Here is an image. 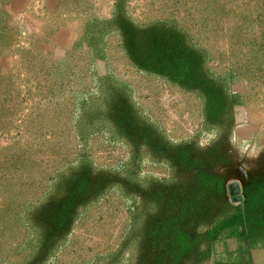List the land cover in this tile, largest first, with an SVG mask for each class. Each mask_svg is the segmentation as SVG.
Masks as SVG:
<instances>
[{"label":"rangeland","instance_id":"374dc122","mask_svg":"<svg viewBox=\"0 0 264 264\" xmlns=\"http://www.w3.org/2000/svg\"><path fill=\"white\" fill-rule=\"evenodd\" d=\"M252 175L264 0H0V264H230Z\"/></svg>","mask_w":264,"mask_h":264},{"label":"crops","instance_id":"0c3cea01","mask_svg":"<svg viewBox=\"0 0 264 264\" xmlns=\"http://www.w3.org/2000/svg\"><path fill=\"white\" fill-rule=\"evenodd\" d=\"M247 177L249 178L239 180L243 198L240 202H237L236 207H239L242 203H247L249 197L256 200L259 198V205L256 204L258 207L254 209H257V212L261 211L262 216H264V179L260 178V175ZM249 203L253 204L252 202ZM234 232L236 236L232 235L230 237L231 240H235L232 248L234 249L233 255L228 256L230 264L231 262L233 264H264V221L258 225L247 222L236 227Z\"/></svg>","mask_w":264,"mask_h":264},{"label":"water","instance_id":"95a60500","mask_svg":"<svg viewBox=\"0 0 264 264\" xmlns=\"http://www.w3.org/2000/svg\"><path fill=\"white\" fill-rule=\"evenodd\" d=\"M229 190L233 202H240L243 198L241 194V184L239 181L229 183Z\"/></svg>","mask_w":264,"mask_h":264},{"label":"trees","instance_id":"16d2710c","mask_svg":"<svg viewBox=\"0 0 264 264\" xmlns=\"http://www.w3.org/2000/svg\"><path fill=\"white\" fill-rule=\"evenodd\" d=\"M233 221H225L222 223V226H227V224H231Z\"/></svg>","mask_w":264,"mask_h":264}]
</instances>
